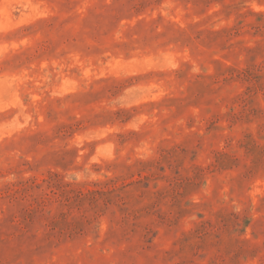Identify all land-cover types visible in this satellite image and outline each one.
I'll use <instances>...</instances> for the list:
<instances>
[{
  "label": "rangeland",
  "instance_id": "rangeland-1",
  "mask_svg": "<svg viewBox=\"0 0 264 264\" xmlns=\"http://www.w3.org/2000/svg\"><path fill=\"white\" fill-rule=\"evenodd\" d=\"M0 264H264V0H0Z\"/></svg>",
  "mask_w": 264,
  "mask_h": 264
}]
</instances>
